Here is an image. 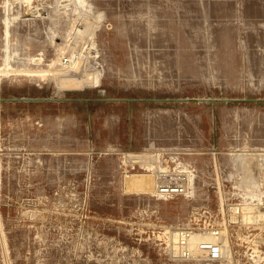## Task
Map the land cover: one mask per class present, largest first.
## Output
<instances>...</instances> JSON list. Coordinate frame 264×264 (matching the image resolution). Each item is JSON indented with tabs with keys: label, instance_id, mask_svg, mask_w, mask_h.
<instances>
[{
	"label": "rangeland",
	"instance_id": "rangeland-1",
	"mask_svg": "<svg viewBox=\"0 0 264 264\" xmlns=\"http://www.w3.org/2000/svg\"><path fill=\"white\" fill-rule=\"evenodd\" d=\"M0 264H264V0H0Z\"/></svg>",
	"mask_w": 264,
	"mask_h": 264
},
{
	"label": "bare ground",
	"instance_id": "bare-ground-1",
	"mask_svg": "<svg viewBox=\"0 0 264 264\" xmlns=\"http://www.w3.org/2000/svg\"><path fill=\"white\" fill-rule=\"evenodd\" d=\"M27 1H29V0H27ZM75 65H76V63L74 61L70 60L68 66H65V67L74 68ZM55 73L58 74V76H63L64 75V73L60 69L56 70ZM64 82H67L68 85H70L71 87H74L75 85H77L76 84V80H74V79L73 80H71V79L64 80ZM97 83H98L97 77L96 78L88 77L85 80V82H84L85 85L87 84V86H90V85L93 84L94 87L96 86ZM155 183H156V181H155V177L154 176H150V177L137 176V177L132 178L129 181V188H131V189H143V191L144 190H149L150 191V190H152L153 186L156 185ZM247 217H251V219L253 220L254 217L258 218L259 216H257V215L256 216H251L250 215V216H247ZM246 220H248V219H246ZM190 234H191V232H190ZM220 236H222V234L219 233V231L217 233H213V232L209 231V232L205 233L204 236H201V237L200 236H196V235H190L189 236V251H190L191 255L192 254L193 255H195V254L206 255L208 253L207 249L212 247L213 245L216 246V244L218 246L219 252L222 253V248L220 246L221 244L219 245V241H218Z\"/></svg>",
	"mask_w": 264,
	"mask_h": 264
},
{
	"label": "built area",
	"instance_id": "built-area-1",
	"mask_svg": "<svg viewBox=\"0 0 264 264\" xmlns=\"http://www.w3.org/2000/svg\"><path fill=\"white\" fill-rule=\"evenodd\" d=\"M159 192L161 193H167V194H172V195H176L178 194L179 189H177V187H166V188H163V187H160L159 188ZM208 252H209V256L213 259V260H216L219 258V249L217 246H212L210 248H208Z\"/></svg>",
	"mask_w": 264,
	"mask_h": 264
},
{
	"label": "water",
	"instance_id": "water-1",
	"mask_svg": "<svg viewBox=\"0 0 264 264\" xmlns=\"http://www.w3.org/2000/svg\"><path fill=\"white\" fill-rule=\"evenodd\" d=\"M14 100V99H13Z\"/></svg>",
	"mask_w": 264,
	"mask_h": 264
}]
</instances>
